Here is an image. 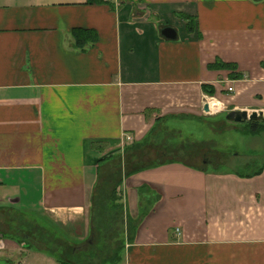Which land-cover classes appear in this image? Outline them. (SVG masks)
<instances>
[{"label": "crops", "instance_id": "crops-1", "mask_svg": "<svg viewBox=\"0 0 264 264\" xmlns=\"http://www.w3.org/2000/svg\"><path fill=\"white\" fill-rule=\"evenodd\" d=\"M181 15L194 17L193 31ZM75 28L95 30L97 41L79 47ZM230 101L264 111V0H0V257L92 264L85 244L99 169L162 123H211L198 117L205 104ZM160 161L124 177L134 237L97 264H264V164L247 176L196 158ZM143 186L155 191L148 214Z\"/></svg>", "mask_w": 264, "mask_h": 264}, {"label": "rangeland", "instance_id": "rangeland-1", "mask_svg": "<svg viewBox=\"0 0 264 264\" xmlns=\"http://www.w3.org/2000/svg\"><path fill=\"white\" fill-rule=\"evenodd\" d=\"M212 102L217 101L213 100ZM220 105L218 109L203 111L200 114L201 116H198L204 118V113L210 115L211 123L193 122V120L187 122L179 120L166 121L147 140L145 145L136 147L135 150H132V147L129 146V149L125 150L123 155L112 156L108 166L99 169L100 182L95 185L97 186L96 189L94 186L95 191L89 212V222L92 223L93 233L90 236L88 235L89 237L87 236L85 244L88 249L87 252L95 258L92 260L93 262L89 261L90 263L97 264L98 258L106 262V260L117 257L118 251L125 241L133 239L138 215H134L123 202L121 203V185L124 177L130 176L141 165L156 164L164 156L183 160L196 158L201 166L211 170L227 171L232 169L237 172L248 173L264 164V132L260 135H254L250 132L252 127L257 130L256 134L262 132L260 125L252 126L249 124L250 121L235 122L227 120L226 114L231 110L233 101L224 102L223 106ZM220 108L221 111H219ZM223 108L224 110H222ZM255 112L260 114L258 124L264 127V111ZM191 115L193 114L179 113L177 116L185 118ZM194 144L199 146L196 150ZM28 186L30 187V185ZM153 193L155 191L147 188L148 198L143 201V204L147 205V214L153 209L151 208L154 201L151 197ZM35 198H37L36 195L32 193L31 200L35 201ZM155 199H158L157 194H155ZM170 218L168 216L167 221ZM165 221L166 218H162L158 224ZM35 224L34 221L27 220L28 233L33 241H35L33 239L35 235H38V230L33 229ZM172 225L170 231L174 233L177 225L174 223ZM13 232L17 233V229L15 228ZM90 238L92 239L91 243H89ZM51 243H54L53 249L57 247L58 250H62L67 255L68 253L72 254L73 247L71 245L64 247L65 243L62 240L52 239ZM48 257L51 256L48 255ZM51 258L55 259V257ZM60 260L64 261L61 263L59 261L60 264H70L67 257H60Z\"/></svg>", "mask_w": 264, "mask_h": 264}, {"label": "trees", "instance_id": "trees-1", "mask_svg": "<svg viewBox=\"0 0 264 264\" xmlns=\"http://www.w3.org/2000/svg\"><path fill=\"white\" fill-rule=\"evenodd\" d=\"M90 1H92V0H90ZM181 16L185 19V21H187V29H188V31H190V32L193 31L194 30V24H195L194 17L187 16V15H181ZM73 35H74V37L76 39L77 45L79 47H81V48H83L87 43H93V42L97 41V38H98L96 31L93 30V29H89V28H75V29H73ZM217 66L218 67L229 68V69H232V70L235 67L234 64H228V63H219V65H217ZM235 77L236 78L237 77H242V75L240 73H238ZM204 89H205V91H207V93L209 95H214V93H215V89L213 87H208V86L205 85ZM258 120L259 119L252 120V121H250L251 123H249V124L252 125V126H259L260 125V130L261 129L264 130V127H262L261 124H258ZM254 129L255 128L252 127V129L250 130L251 134H256L257 133V130H254ZM149 139L150 138L148 137L147 140H149ZM160 162H162V161H160ZM157 163H159V162H157ZM152 165H155V164H151V165H148V166H152ZM137 170H139V169H137ZM230 170H232V169H230ZM262 170H263V168H257L256 170L251 171L250 173H246V174L241 173V172H237V171H236V173L239 174V175L252 176V175L260 174L262 172ZM96 187L97 186H95V189H96ZM144 189H147V187L143 186L142 190L144 191ZM133 237H134V235H133ZM61 262H64V261L62 260Z\"/></svg>", "mask_w": 264, "mask_h": 264}, {"label": "water", "instance_id": "water-1", "mask_svg": "<svg viewBox=\"0 0 264 264\" xmlns=\"http://www.w3.org/2000/svg\"><path fill=\"white\" fill-rule=\"evenodd\" d=\"M162 35L167 39H176L177 38V30L173 26H166L161 30ZM205 111L210 110V106L208 103L204 106ZM260 114L253 111L249 112L247 109H232L227 112L226 119L235 121V122H248L252 120H257ZM264 116V113H263ZM0 264H11L10 260L7 258L0 257Z\"/></svg>", "mask_w": 264, "mask_h": 264}, {"label": "built area", "instance_id": "built-area-1", "mask_svg": "<svg viewBox=\"0 0 264 264\" xmlns=\"http://www.w3.org/2000/svg\"><path fill=\"white\" fill-rule=\"evenodd\" d=\"M229 91H234L233 90V87H229V89H228ZM126 139H128V140H130L131 139V137L128 135V136H126ZM178 230V229H177Z\"/></svg>", "mask_w": 264, "mask_h": 264}, {"label": "bare ground", "instance_id": "bare-ground-1", "mask_svg": "<svg viewBox=\"0 0 264 264\" xmlns=\"http://www.w3.org/2000/svg\"><path fill=\"white\" fill-rule=\"evenodd\" d=\"M214 103H215V102H213V104H214ZM213 104H212V105H213Z\"/></svg>", "mask_w": 264, "mask_h": 264}]
</instances>
